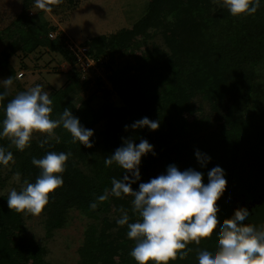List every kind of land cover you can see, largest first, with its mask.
Returning a JSON list of instances; mask_svg holds the SVG:
<instances>
[{
	"label": "trees",
	"instance_id": "1",
	"mask_svg": "<svg viewBox=\"0 0 264 264\" xmlns=\"http://www.w3.org/2000/svg\"><path fill=\"white\" fill-rule=\"evenodd\" d=\"M78 1L53 0L47 10L72 9ZM218 1L149 0L144 14L131 28L122 27L83 43L88 46L90 56H108L105 65L110 72L106 73L110 87H106L101 77L81 78L75 67L65 84L53 88L49 94L52 100L49 115L58 119L64 108H69L85 127L93 129L90 146L73 141L70 132L61 125L53 129L51 136L32 134L22 151L16 149L7 135L0 136V146L13 153L8 165H0V264H49L45 259L46 247L26 233L23 219L27 212L9 209L5 192L9 179H16V173L20 174L19 181L16 179L13 185L17 190L25 180L33 182L39 169L31 163V158H40L48 151H70L72 155L61 173L63 184L49 194V202L40 213L46 232L51 234L65 226L69 212L80 210L89 219L79 248L83 263L137 264L129 255L133 240L126 236L127 226L115 223L125 210L129 222L139 219L138 212L132 211L134 197L131 193L116 197L110 192L111 178H121L126 170L114 161L108 165L104 162L123 143L122 138H130L133 143L145 138L155 152V155L151 152L142 155L140 179L132 183L133 189L163 172L169 163H175L181 170L192 167L203 172L205 183L207 170L220 164L226 183L216 201L217 218L230 216L235 208L243 206L249 210L246 219L255 225L264 224V127L251 130L244 119L235 116L241 104V92L252 86L250 82L260 74L257 65L264 63V0L254 13L235 16ZM19 5L20 11L11 24L13 30L10 27V39L4 38L6 42L0 51L3 61L7 63L17 52L30 55L46 47L60 52L75 66V56L65 43L66 35L46 18V9L30 13L37 7L35 0H19ZM199 17L204 19L197 20ZM209 22L210 25L202 24ZM201 25L203 29L198 36L191 38L182 33L196 31ZM50 32L56 35L51 37ZM220 46L228 52L231 61L221 57ZM134 48L145 52L141 50L136 55L130 51ZM125 51L135 55L125 58L121 66L116 65L111 55ZM236 57L237 64L232 62ZM245 62L252 65L240 68ZM9 72L14 74V70ZM93 84L106 96L115 92L123 101L114 108L116 113H107L103 105L95 110L91 100H81L77 106L72 102L77 89ZM250 89L256 97L264 99V84ZM3 90L4 86L0 85V91ZM12 97L14 94L7 90L0 100V121L6 102ZM204 104L209 105L206 111ZM257 114L264 118V112ZM103 116L108 120L104 128L97 130L95 124ZM144 116L157 120L158 128H124L125 124ZM46 136L47 142L41 144ZM196 149L211 157L204 167L196 160ZM105 189L109 190L107 199L96 201L97 207L90 208V201ZM215 239L213 230L199 243L189 240L185 249L178 250L186 255L178 254L168 264H195L198 251L215 247Z\"/></svg>",
	"mask_w": 264,
	"mask_h": 264
},
{
	"label": "clouds",
	"instance_id": "2",
	"mask_svg": "<svg viewBox=\"0 0 264 264\" xmlns=\"http://www.w3.org/2000/svg\"><path fill=\"white\" fill-rule=\"evenodd\" d=\"M53 0H35L40 9H47ZM261 0H221L231 15L252 14L260 6ZM11 76L0 80L4 90L0 100L7 95ZM52 100L48 92L36 84L19 91L6 102L4 116L0 121V136L7 135L17 150H23L31 141L32 133L39 131L51 136L53 129L61 125L70 132L73 141L90 146L89 137L93 129L85 127L69 108L65 107L58 119L50 118ZM157 129L159 122L147 116L134 120L129 127ZM47 136L40 141L47 142ZM123 143L111 155L105 157V164L113 161L126 171L121 178H111L110 192L116 197L131 193L132 211L139 219L129 222L128 212L122 211L115 219L117 225H126V236L133 240L129 255L137 264H168L169 260L186 255L189 240L197 243L216 231L215 247L201 248L196 254L195 264H264V224L246 223L249 210L237 207L230 216L217 218L216 201L225 187V175L220 164L207 170V182H203V172L192 167L183 170L175 163H169L165 170L146 182H140L133 189L132 183L140 179L139 164L142 155L151 152L153 145L145 138L133 143L130 138H122ZM59 142V138H56ZM72 153L48 151L40 158L33 156L31 163L38 167L39 174L33 182L25 180L20 189L8 192L7 206L17 212L38 215L49 202V194L63 184L66 161ZM197 162L204 167L211 157L199 149L194 151ZM13 153L0 146V165H8ZM129 173L131 175H129ZM19 181V173L15 174ZM109 190L90 201L89 207L95 209L96 201L107 199Z\"/></svg>",
	"mask_w": 264,
	"mask_h": 264
},
{
	"label": "rangeland",
	"instance_id": "3",
	"mask_svg": "<svg viewBox=\"0 0 264 264\" xmlns=\"http://www.w3.org/2000/svg\"><path fill=\"white\" fill-rule=\"evenodd\" d=\"M213 1L215 3L219 2L218 0ZM148 3L149 0H79L77 6L72 9L58 8L55 12L46 9L45 16L52 24L57 26L58 31L64 33L76 43H84L87 39L100 34L108 35L122 27L131 28L139 17L144 14ZM39 9L38 6L33 7L30 13H35ZM19 11V0H0V31L3 32V38L0 39V51L6 42L4 38L10 39L12 34L10 27ZM198 19L204 18L199 17ZM204 23L202 24H211L210 22ZM203 25L197 28L196 31L184 30L182 33L191 38L198 36L203 29ZM220 49L222 50V46H220L219 51ZM141 50V48H134L130 51H135V54L139 55ZM130 51L117 52L111 55V58L116 65L121 66L126 60L125 58L133 57L134 53L130 55ZM221 53L223 59L231 61L227 51L222 50ZM236 61H238L237 57L232 62L236 63ZM251 65L250 62H245L240 68L243 69L244 66L247 68ZM75 67L77 66L66 60L60 52L49 50L46 47H40L30 55L17 52L9 58L7 63L3 61L0 52V80L11 76L12 82L7 86V90L12 92L14 96L19 91L26 90L36 84H40L42 90L47 91L49 95L53 88H60L65 84ZM10 70H14V74L17 73L16 78L14 74H10ZM257 71L260 74L250 82L253 87L264 84V63L263 65L261 63L257 65ZM19 72H22L23 75H19ZM103 79L107 84L106 87H110L105 74H103ZM0 85L3 86L2 83ZM250 88L241 92V104L237 107L235 116L244 119L248 124L247 126L253 130L264 127V118L259 117L260 115L257 114L261 111L264 112V99L256 97ZM100 90L96 84L91 87L82 86L72 96V102L77 106L81 100H91V105L95 110L103 105L107 113L111 112L113 115V113H116L114 108L121 106L123 101L117 97L115 92L106 96ZM203 107L206 111L209 105L204 104ZM107 120V117H101L99 122L95 124L97 130L98 128H104L103 126ZM32 134L38 136L43 133L34 131ZM15 181L16 179L13 180V177L9 179L5 189L6 193L14 188ZM88 222L89 219L84 213L73 209L69 212L67 224L54 229L51 234H48L41 214L25 213L23 219L26 233L36 238L46 247L45 259L49 264H85L80 257L79 248L83 242L84 231ZM245 222L254 224L248 219Z\"/></svg>",
	"mask_w": 264,
	"mask_h": 264
},
{
	"label": "built area",
	"instance_id": "4",
	"mask_svg": "<svg viewBox=\"0 0 264 264\" xmlns=\"http://www.w3.org/2000/svg\"><path fill=\"white\" fill-rule=\"evenodd\" d=\"M55 32H50V36L54 37ZM66 46L75 56V66L79 70V74L83 79H94V77H101L103 79V74L108 72L106 68V63L108 62V56H103L100 58H94L90 56L88 52V46L83 43H76L66 35L65 39ZM19 72V75H22ZM104 80V79H103ZM110 86V84H109ZM108 87V86H107Z\"/></svg>",
	"mask_w": 264,
	"mask_h": 264
}]
</instances>
